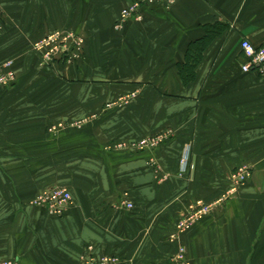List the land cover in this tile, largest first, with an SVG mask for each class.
Wrapping results in <instances>:
<instances>
[{
  "label": "crops",
  "instance_id": "1",
  "mask_svg": "<svg viewBox=\"0 0 264 264\" xmlns=\"http://www.w3.org/2000/svg\"><path fill=\"white\" fill-rule=\"evenodd\" d=\"M132 1L0 0V63L16 70L0 90V261L79 264L91 245L121 264H172L178 244L190 264H264V76L241 71L239 48L243 38L264 44V0H176L117 24ZM55 30L82 36L83 52L41 65L32 44ZM203 39L182 79L188 48ZM123 96L102 123L47 132ZM161 134L151 150L102 151ZM238 168L248 177L234 184ZM49 186L71 193L60 217L30 205ZM194 199L211 211L169 241Z\"/></svg>",
  "mask_w": 264,
  "mask_h": 264
},
{
  "label": "built area",
  "instance_id": "2",
  "mask_svg": "<svg viewBox=\"0 0 264 264\" xmlns=\"http://www.w3.org/2000/svg\"><path fill=\"white\" fill-rule=\"evenodd\" d=\"M176 0H134L127 6L123 7L120 12V18L117 24L128 21H141L142 8L159 4L165 8H170ZM3 9L0 4V30L2 28ZM240 52L245 61L240 65L242 72L255 70L259 75L264 76V44L254 45L248 39H241L239 44ZM34 49L39 53L43 64L52 63L56 59H65L69 62L80 57L84 49V38L73 31L55 30L37 40L34 43ZM16 81V75L11 67V61L8 60L0 65V86H11ZM123 100V98H122ZM121 100V101H122ZM108 105V104H107ZM58 125V124H57ZM60 126V124H59ZM51 130H56V126H51ZM167 134H161L153 137L143 138L140 141H133L128 146L130 149L143 151L156 147ZM126 147H128L125 144ZM151 163H154L151 160ZM180 171L183 172L189 166V147L182 152L180 159ZM234 184H239L246 180L248 172L245 168H238L233 174ZM34 206L44 208L49 215L60 217L64 215L72 203V197L69 190L62 186H52L41 190L37 196L32 198L31 202ZM187 208L181 213L176 221L172 233L169 235V241L178 242L180 235L188 226L200 218L207 215L213 206V202L207 203L202 200L187 203ZM121 205L130 209L132 203L123 199ZM186 248L177 244L176 254L173 257V264H190L186 255ZM120 260L115 255L97 256L93 249H88L87 256L82 258V264H119ZM0 264H13L12 261L0 262Z\"/></svg>",
  "mask_w": 264,
  "mask_h": 264
},
{
  "label": "rangeland",
  "instance_id": "3",
  "mask_svg": "<svg viewBox=\"0 0 264 264\" xmlns=\"http://www.w3.org/2000/svg\"><path fill=\"white\" fill-rule=\"evenodd\" d=\"M35 43V42H34ZM34 43L32 44V49L34 50V52H36L37 54H38V56H39V63L41 64V65H49V64H51V63H44L43 64V61H42V59H41V57H40V55H39V53L34 49ZM10 60V59H9ZM6 61H8V59L6 60H4L3 62H1L0 63V65H2V64H4V62H6ZM11 61V67H12V69H13V71L15 72V75H16V70H15V66H14V61L13 60H10ZM11 86H13V84L11 85ZM10 85L8 86H0V90H4V89H8V88H10L11 87ZM122 98H123V100H122ZM128 98L126 97H119V98H117V99H115V100H112L111 102H109V103H106L105 105H104V107L102 108V110H100V111H97L96 113H92V114H90V115H87V116H85V117H81L80 119H77V120H72V121H59V122H57V123H55V124H52V125H50L48 128H47V132L48 133H50V134H52L53 136H56V137H59V135L60 134H76V133H80V132H82L83 130H85L87 127H90V126H92V125H94V124H99V123H102L104 120H105V118H107V117H109L111 114H113V112L117 109V108H119L120 106H125V104L129 101V100H127ZM122 100V101H121ZM108 104V105H107ZM58 124V125H57ZM59 124H60V126H59ZM51 126H56V130H51ZM155 137V136H154ZM143 139V138H142ZM136 141H140V140H136ZM132 142H128V141H122V140H117V141H112V142H110V143H108V144H106V145H104V146H102V151L103 152H124L125 150H131L130 149V147L128 146L129 144H131ZM161 142H159V144H160ZM125 144L128 146V147H126L125 146ZM155 148V147H154ZM151 149H153V148H150L149 150H151ZM132 150H134V149H132ZM148 150V149H147ZM135 151H137L138 152V150H134V151H131V152H135ZM143 151H145V150H143ZM142 152V151H141ZM49 187H52V186H49ZM49 187H45V188H42L41 190H43V189H46V188H49ZM63 187V186H62ZM66 188V187H65ZM68 189V188H67ZM41 190H39L33 197H35V196H37L38 195V193L41 191ZM69 190V189H68ZM70 192V191H69ZM71 194V193H70ZM196 200H201V199H194V200H192V201H190V202H194V201H196ZM127 201H129V202H131L132 203V205H133V207L132 208H130V209H128L129 211H131L133 208H134V202L133 201H131L130 199L129 200H127ZM203 201V200H202ZM31 202V201H30ZM203 202H205V201H203ZM208 203V202H207ZM30 205H32L31 203H30ZM187 205L188 204H186V205H184V208H183V211H184V209H186L187 208ZM32 206H34V205H32ZM35 207H39V206H35ZM42 208V207H41ZM127 209V208H126ZM51 216V215H50ZM53 217H55V216H53ZM203 218V217H202ZM179 219V218H178ZM177 219V220H178ZM201 219V218H200ZM199 219V220H200ZM198 221V220H197ZM195 223V222H194ZM193 223V224H194ZM191 226V225H190ZM190 226H188L187 228H189ZM88 249H93V251H94V247L93 246H91V245H88V246H86L85 247V252L86 253H84V254H82L81 256H80V263L79 264H82V258L86 255L87 256V253H88ZM176 254V251L173 253V256H172V264H173V257H174V255ZM95 255H97V256H102V255H115V256H117L118 258H119V260H120V263L119 264H121V258H120V256L117 254V253H103V252H101V253H95ZM6 261H12V260H6ZM0 262H5V261H0ZM12 263L13 264H15V262L14 261H12Z\"/></svg>",
  "mask_w": 264,
  "mask_h": 264
},
{
  "label": "trees",
  "instance_id": "4",
  "mask_svg": "<svg viewBox=\"0 0 264 264\" xmlns=\"http://www.w3.org/2000/svg\"><path fill=\"white\" fill-rule=\"evenodd\" d=\"M209 38H211V37L209 36ZM205 41L203 39L201 41L194 42L196 44L191 45L188 48L187 53H186V58H185L187 60V62L183 65H180L178 68L179 74H180L182 79L184 78V75H188V74L192 75L193 74L194 63L197 61L198 57H200L201 51H202L203 47H205V44H206ZM188 63H189V65H188ZM174 226H175V224H174Z\"/></svg>",
  "mask_w": 264,
  "mask_h": 264
}]
</instances>
